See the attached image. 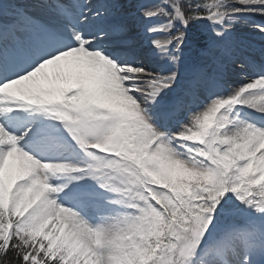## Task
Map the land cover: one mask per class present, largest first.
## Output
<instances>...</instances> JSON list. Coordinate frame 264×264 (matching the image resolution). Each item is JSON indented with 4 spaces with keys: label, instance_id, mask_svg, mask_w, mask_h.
I'll use <instances>...</instances> for the list:
<instances>
[{
    "label": "snow or ice",
    "instance_id": "1",
    "mask_svg": "<svg viewBox=\"0 0 264 264\" xmlns=\"http://www.w3.org/2000/svg\"><path fill=\"white\" fill-rule=\"evenodd\" d=\"M0 264H264V0H0Z\"/></svg>",
    "mask_w": 264,
    "mask_h": 264
},
{
    "label": "rangeland",
    "instance_id": "2",
    "mask_svg": "<svg viewBox=\"0 0 264 264\" xmlns=\"http://www.w3.org/2000/svg\"><path fill=\"white\" fill-rule=\"evenodd\" d=\"M254 39L256 40L257 44L259 45L260 38L259 37H255Z\"/></svg>",
    "mask_w": 264,
    "mask_h": 264
}]
</instances>
